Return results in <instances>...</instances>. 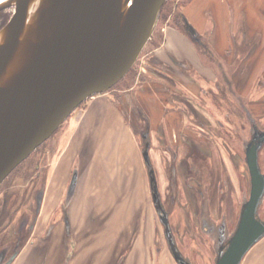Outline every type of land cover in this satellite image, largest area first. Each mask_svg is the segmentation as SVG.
<instances>
[{"label": "rangeland", "instance_id": "1", "mask_svg": "<svg viewBox=\"0 0 264 264\" xmlns=\"http://www.w3.org/2000/svg\"><path fill=\"white\" fill-rule=\"evenodd\" d=\"M191 1L166 0L129 72L81 103L2 181L0 264L13 262L23 244L43 235L44 228L64 226L72 229L80 255L89 253V242L101 245L107 239L108 251L97 248L89 258L109 256V264H179L171 243L193 264H216L250 196L247 147L258 132L264 133V11L255 4L236 13L226 30L233 39L225 48L217 43L216 54L210 31L199 44L185 28L184 8ZM13 12V6L0 10V29ZM166 35L184 38L182 45L189 40L188 51L171 54ZM149 83L158 91L146 108L140 97ZM112 105L125 118L111 115ZM87 118L110 119L107 131L88 130ZM146 146L169 213V230L156 211L148 167L141 165ZM259 164L264 173V142ZM108 167L114 176L109 180L123 181L122 188L116 187L119 183L107 188L100 181L86 187L88 180L106 179L102 171ZM194 175L202 187L191 181ZM106 196L108 203H102ZM85 212L92 219L85 221ZM116 212H124L126 220H113ZM258 216L264 220V196ZM204 222L211 228L217 224V234L204 229ZM120 223L119 235L101 236ZM259 241L241 264L262 259Z\"/></svg>", "mask_w": 264, "mask_h": 264}, {"label": "water", "instance_id": "2", "mask_svg": "<svg viewBox=\"0 0 264 264\" xmlns=\"http://www.w3.org/2000/svg\"><path fill=\"white\" fill-rule=\"evenodd\" d=\"M166 0H4L15 7L0 29V184L89 97L104 92L132 68L151 38ZM188 22V21H187ZM190 34L196 29L188 22ZM264 133L246 151L251 177L233 235L216 264H241L264 236L258 216L264 196L259 149ZM143 156L161 221L169 230L150 150ZM171 243V242H170ZM172 252L187 262L174 243Z\"/></svg>", "mask_w": 264, "mask_h": 264}, {"label": "crops", "instance_id": "3", "mask_svg": "<svg viewBox=\"0 0 264 264\" xmlns=\"http://www.w3.org/2000/svg\"><path fill=\"white\" fill-rule=\"evenodd\" d=\"M255 4L260 6V9L264 11V0H192L188 5L185 6L184 14H185V19L191 25H193V27L196 29L197 33L200 36H202L207 31H210V34H211L210 43L213 44L214 52L217 54V43H219L222 46V48L223 47L225 48L226 43L231 42L229 38L233 39L232 35L231 34L229 35L226 32V30H227V27L230 30L229 24H230V21H232L233 18L235 17V14L237 13L238 15L240 12H243L244 8H247V10L249 9V7L255 8ZM209 25H211V27H209ZM261 27L263 28V31H264V22ZM263 31L262 33L264 35ZM188 34L191 40L195 42V39L193 38V36L190 33ZM166 36L167 37H166L164 44L166 45L167 50H171L170 51L171 54L178 53V50L182 51L184 48L188 46V43L190 42L188 40V42L186 43L187 45H182L185 40L184 38L182 37L174 38L171 35H166ZM161 50L163 51L164 48H161ZM184 50H186V52L188 51V49H184ZM165 52L166 51H164L162 55L163 60L165 59V61H168L167 58H170V57H165ZM170 53H168V56L169 55L171 56ZM166 56H167V52H166ZM149 86L150 88L147 87L148 91L147 89L141 90L142 96L140 97V99L142 98L141 99L142 103L145 105L146 108H149V106H151L150 104L151 102L149 101H152L154 99V96L156 92L158 91V88L156 90V87L155 85H153V83H149ZM108 111H110L111 115L115 117H118L119 114H121L124 117L123 113L119 112L117 107H115V105H112V107H109ZM95 118L94 119H88V118L84 119L85 120L84 123L86 122L85 126L87 127V129L89 130V128L92 127V128H95L96 131H99V132H103L104 129L107 131V127H108L107 122H110L109 121L110 119H107V120L97 119V122H96L94 121L96 120ZM122 120L125 121V119H122ZM103 124L105 128H102ZM102 152L103 150H101L100 153ZM141 165L147 166L145 159L143 160V163L141 161ZM102 174L106 179H102V180L93 179L91 181L88 180L85 183L86 187H89L93 181H96V182L100 181L101 183H104L105 184L104 187H107V188L113 187L116 183H119L116 186L117 188L123 187V181H113L115 178L112 180H109L111 176L109 167H108V170L105 171V173L102 171ZM111 177L113 178L114 176L112 175ZM77 183L78 181H76V184ZM114 199H111V202L114 201ZM108 201H107V196L101 199L102 203H105V202L108 203ZM84 214H85V221L92 219L93 215H90L91 213L89 214V212L88 213L85 212ZM72 219H73V214L69 217L70 224H71ZM112 219L113 220L123 219V222H124L126 220L125 213L116 212L113 215ZM121 224L122 223H120L119 225H116L114 232H111V229H106L107 231L102 232L101 236H110L112 235V233H114L113 235H119V229L122 228ZM85 230H87V228ZM41 231L44 232L43 235H41L40 237H36L35 236L36 233H34L35 237L29 239L28 242L23 244V247H21L20 251L15 256L16 258L13 260V262H11V264H109V258H110L109 256L104 257L103 255H100L97 259H95L92 256L91 258H89L90 256L89 253L95 251L97 248L103 249L104 247H106V251H108L109 244H107V239L104 242L101 241V245L99 244L94 245V244H90L91 242H89V249H87L89 253L87 254L86 252L85 254L82 253L80 255L78 254V249H77L78 247L76 246L77 242L76 244H74V241L72 238L73 233H71L72 229L70 227H65V226L56 227L49 231L47 228H44V230H41ZM120 231H123V230H120ZM91 235L92 236L94 235L92 231H91ZM259 242H261L260 244L264 246V238L261 239V241ZM256 245H254L249 250V252L253 250V248ZM257 263L264 264V251H263L262 259L257 258V262L255 264Z\"/></svg>", "mask_w": 264, "mask_h": 264}, {"label": "flooded vegetation", "instance_id": "4", "mask_svg": "<svg viewBox=\"0 0 264 264\" xmlns=\"http://www.w3.org/2000/svg\"><path fill=\"white\" fill-rule=\"evenodd\" d=\"M260 135L261 134V132H258L256 135ZM151 163H152V159H151ZM152 166H153V168L155 169V167H154V165H153V163H152ZM148 167V166H147ZM155 172H156V170H155ZM157 176V175H156ZM193 178L194 179H192L191 181L193 182V183H195V185L196 184H199V186L200 187H202V185H203V182L202 181H198L196 178H197V176H196V178H195V175L193 176ZM159 185V184H158ZM198 186V185H197ZM198 186V187H199ZM217 187V186H216ZM160 190V189H159ZM217 190V189H216ZM217 192V191H216ZM152 193V192H151ZM160 194H161V192H160ZM206 199H208V201L206 202V203H208V205L207 206H209L210 205V203H211V201H212V199H211V195L209 194V195H207V197H206ZM161 200H162V198H161ZM154 202V201H153ZM162 203H163V201H162ZM155 205V204H154ZM163 206H164V208H165V210L167 211V209H166V207H165V205H164V203H163ZM156 208V207H155ZM156 211H157V209H156ZM158 212V211H157ZM168 212V211H167ZM159 214V213H158ZM169 214V213H168ZM205 220V219H204ZM203 228L204 229H206L208 232H215L216 234H217V224H215V226L214 227H212L211 228V225L209 224V222H204V225H203ZM181 253V252H180ZM182 254V253H181ZM174 255V254H173ZM182 256L186 259V261L187 262H190L191 264H193L187 257H185L183 254H182ZM175 257V256H174ZM176 259V258H175ZM179 264H181L178 260H176ZM11 264V263H10Z\"/></svg>", "mask_w": 264, "mask_h": 264}, {"label": "trees", "instance_id": "5", "mask_svg": "<svg viewBox=\"0 0 264 264\" xmlns=\"http://www.w3.org/2000/svg\"><path fill=\"white\" fill-rule=\"evenodd\" d=\"M183 20L185 21L184 23H185V28H186L187 32L190 33L189 30H188V28H187V26H188V22H187V20L185 19V17H183ZM193 38H194L195 41H196L197 43H199V44H201V43L204 42L202 36H200L198 33H197V35L194 36Z\"/></svg>", "mask_w": 264, "mask_h": 264}, {"label": "bare ground", "instance_id": "6", "mask_svg": "<svg viewBox=\"0 0 264 264\" xmlns=\"http://www.w3.org/2000/svg\"><path fill=\"white\" fill-rule=\"evenodd\" d=\"M2 1H4V0H0V2H2ZM14 9H15V7H14Z\"/></svg>", "mask_w": 264, "mask_h": 264}]
</instances>
